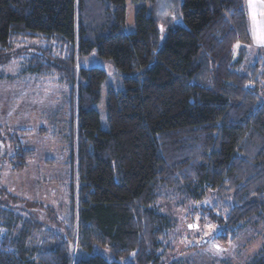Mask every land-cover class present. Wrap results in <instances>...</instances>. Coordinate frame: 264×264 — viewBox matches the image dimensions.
Wrapping results in <instances>:
<instances>
[{
	"label": "trees",
	"instance_id": "16d2710c",
	"mask_svg": "<svg viewBox=\"0 0 264 264\" xmlns=\"http://www.w3.org/2000/svg\"><path fill=\"white\" fill-rule=\"evenodd\" d=\"M181 17L185 26L168 29L160 47L145 6L133 33L123 31L125 0H0V53L35 39L53 45L28 70L71 87L62 121L67 211L57 218L47 208L55 222L45 226L41 203L6 195L20 203L0 201V264H123L131 255L128 264H166L176 237L161 201L174 194L182 210L189 202L201 223L216 226L220 244L249 225L264 229V58L242 70L251 42L244 0H182ZM89 57L123 74L122 89L107 90L105 122L106 73L78 65ZM30 132L7 134L11 172L35 158L21 139ZM247 264H264V242Z\"/></svg>",
	"mask_w": 264,
	"mask_h": 264
},
{
	"label": "rangeland",
	"instance_id": "374dc122",
	"mask_svg": "<svg viewBox=\"0 0 264 264\" xmlns=\"http://www.w3.org/2000/svg\"><path fill=\"white\" fill-rule=\"evenodd\" d=\"M181 5L182 0H155L154 3L138 4L125 0L126 21L123 31L133 33L135 12L141 6H145L148 10L154 11L158 20L161 47L168 29L185 26L181 17ZM42 42L39 39L22 41L13 45L9 51L0 53V201L18 207L20 202H8L5 198L6 195H12L29 203H41L43 206H37L38 219L45 226L53 227L55 220L48 211H53L56 217L58 215L61 217L68 208V199L65 195L67 184L65 181L69 169L68 138L66 139L67 129L62 121L67 118L71 87L66 79L59 78V75L42 77L29 72V63L35 56L46 58V51L49 49L51 52L54 51L53 45L46 46ZM260 49L257 44L249 48L248 56L243 60V71L247 70L261 53L264 54V45ZM58 58L64 57L62 55ZM51 64L55 66L56 62L51 60ZM78 65L86 67L95 65L106 73L99 105L101 119L105 122L107 90L122 89L123 74L116 71L110 62L96 60L94 57L78 62ZM40 128L44 131L41 135L36 132ZM19 129L33 130L21 139L37 153L26 169L11 172L5 156L12 154V144L9 143L7 134ZM180 203L178 194L166 196L161 201L162 211L174 222L176 237L173 253L166 264L174 260L180 264H247L262 247L264 242L262 227L249 225L234 242L220 244L212 238L216 226L210 222L201 223L199 216L191 210L189 202L183 205L185 210H182ZM42 231L43 229L41 233H36L37 241L41 238ZM214 245H219L220 251ZM98 253L109 261L113 259L104 250H99ZM132 257L133 255L123 259V264H128Z\"/></svg>",
	"mask_w": 264,
	"mask_h": 264
},
{
	"label": "snow or ice",
	"instance_id": "6c2138e0",
	"mask_svg": "<svg viewBox=\"0 0 264 264\" xmlns=\"http://www.w3.org/2000/svg\"><path fill=\"white\" fill-rule=\"evenodd\" d=\"M249 15L252 20V35L254 41L260 45H264V12H258L254 10L252 0H249ZM239 45L237 44L236 47ZM190 227H195L190 225ZM214 247L220 251L219 245H214Z\"/></svg>",
	"mask_w": 264,
	"mask_h": 264
},
{
	"label": "crops",
	"instance_id": "0c3cea01",
	"mask_svg": "<svg viewBox=\"0 0 264 264\" xmlns=\"http://www.w3.org/2000/svg\"><path fill=\"white\" fill-rule=\"evenodd\" d=\"M244 4H245V7H246V11H247V18H248V24H249V30H250V36H251V42L248 45L245 46L246 56H248L250 47H252L254 44H257L258 49H260L262 47V45L258 44L253 39V35H252V20H251L250 15H249V0H244ZM252 4L254 6V10L255 11L264 12V0H252ZM240 48H241V45H239L238 47L235 48V54H236L237 57H238V53L240 51ZM260 50H263V49H260ZM261 57L264 58V54L263 53H261L258 56V58H261Z\"/></svg>",
	"mask_w": 264,
	"mask_h": 264
}]
</instances>
